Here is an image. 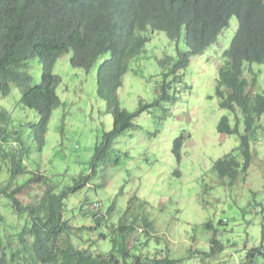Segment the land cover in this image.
<instances>
[{"label":"rangeland","instance_id":"rangeland-1","mask_svg":"<svg viewBox=\"0 0 264 264\" xmlns=\"http://www.w3.org/2000/svg\"><path fill=\"white\" fill-rule=\"evenodd\" d=\"M238 26V18L234 16L217 44L191 57L189 66L180 70L176 79L170 74L168 92L176 101L159 98L165 72L169 70V67L163 69L159 60L170 57L171 67L180 52H187L188 48L183 38L176 42L165 32L150 34L151 40L144 52L130 61L124 86L119 91L120 104L128 111L136 112L142 103L149 107L134 119V127L114 142L113 163L103 166L100 172L103 177L89 178L71 198L70 214H76L83 203L98 212V201L102 199L105 204L113 199L119 206H126L125 202L139 197L145 203L142 212L150 217L155 228L151 230L150 244L141 249L144 255L164 257L163 254L170 252L172 257L181 259L177 264H264V255L255 251L261 247L264 226V139L252 143V166L247 175L238 176L234 185L226 178L221 179L213 169L215 161L240 145L241 134L228 135L218 129L223 116H229L232 123L236 118L235 112L221 108L216 97L218 67L224 63L222 53L229 48ZM72 57L73 51L66 53L54 69L60 77L57 93L62 105L50 118L43 150L35 143L32 128L40 117L22 105L20 88L12 84L9 96L0 95V105L10 101L15 130H20L24 141L30 145L28 167L50 176L52 184L58 185V191L70 183L71 175L91 173L97 142L103 132L114 126L106 100L98 92L100 60L88 74L73 66ZM108 57L106 54L105 58ZM27 70L32 85L41 84V60L31 59ZM259 72V81L264 82V66ZM259 90H264V84ZM181 137L184 143L182 158L178 161L173 149L175 140ZM117 159L121 161L118 165L115 164ZM5 171L6 164L0 163V184L7 176ZM31 177L32 174H24L21 180ZM47 188V185H31L18 198L23 206H28L35 202V193L42 196ZM1 200L4 206L7 198L1 197ZM75 206L79 209H71ZM4 211L10 225L23 228V215L20 217L12 208ZM118 212L117 209L115 214ZM84 213L69 218L75 226L95 225L91 216L89 219L81 216ZM121 214L122 211L112 220L117 222ZM207 223H212L213 227H207ZM100 233L90 231V237L83 235V241L76 237L74 243L93 255L109 254L114 249L111 236L104 237ZM214 235L224 243V250L211 257L197 253L198 250L210 253ZM138 238L140 234L128 238V246L135 247ZM158 249L164 253L159 254Z\"/></svg>","mask_w":264,"mask_h":264},{"label":"trees","instance_id":"trees-1","mask_svg":"<svg viewBox=\"0 0 264 264\" xmlns=\"http://www.w3.org/2000/svg\"><path fill=\"white\" fill-rule=\"evenodd\" d=\"M154 1L131 0L125 10H130L131 16L137 21L136 31L151 27L152 29L166 30L172 36V27L177 28L179 25L173 23L174 19H171V16L167 15L163 9L157 7L158 3H154ZM4 2L6 3L5 0H2L0 4ZM237 3L241 5L232 6L233 3L229 0H188L182 7L183 17L189 18L194 24L199 25V30L192 29L197 34L195 48L198 52H203L216 41V33L219 30L223 31L229 25V17L236 10L241 12V14L237 13L240 16L239 29L224 54L232 61L228 67L221 69L224 82L234 89V93L229 102L226 103L223 100L220 105L222 108H228L235 112L236 122L232 125L230 119L224 116L218 125V128L228 135L241 134L240 145L223 158L215 161L213 167L214 172L221 179L226 178L231 185L235 184L240 174H248L253 161L252 143L264 139V124L259 122L264 116V92L258 93L256 96L251 95L249 87H255L257 84L255 80H249L244 76L242 59L244 57L250 62L264 64V39L260 38L264 37V35H260V33L264 34V8L250 5V0H237ZM14 7V12L17 15L23 12L25 14L15 18V25L11 23L8 27L5 26L4 24L7 22L4 20L3 24L1 15L4 16V14L0 11V95L2 97L9 96L12 92V84L20 88L22 105L34 110L40 117L39 121L32 125L33 138L38 148L43 150L45 147L50 118L55 108L61 103L56 91L60 77L54 75L51 70L55 65L57 55L69 48H72L73 51L71 60L73 66L84 69L88 74L92 72L98 58L110 53V57L99 65L97 81L99 95L107 99L109 111L115 116L116 122H114L113 129L103 132L101 139L97 142L91 163V173L71 175L70 183L63 190L58 191V185L52 184L50 176L41 172L40 169L34 171L28 167L26 160L30 145L24 141L22 132L18 129L15 130L14 120H11L13 117L11 110L14 108H11L10 101L8 104L0 105V163L6 164L5 172L7 174L6 180L0 184V198L2 194L8 198L4 206L0 203V264H177L181 259L177 260L172 257L170 252L163 254L162 249H158L157 252L163 254L164 257L155 256L152 258L151 255L142 253V247L150 244V239L153 238L151 230L155 228L150 217L142 212L145 203L139 197L125 202L126 206H119L118 201L113 199L105 204L102 199L98 201V207L100 206L98 212L84 203L81 209L78 206L71 208L79 209L78 212L72 211L76 214H70L68 209L71 198L77 195L89 178L103 177L104 174L100 173L104 169L103 166L113 163L114 142L124 133L130 131L134 127L133 118L149 107V104H146L132 113L127 109H122L118 100V88L122 85L123 76L130 67L126 50H130V45H133L136 52H144V42L147 38L137 34L128 35L125 38L127 42L120 50L114 42L106 47L101 45V47L94 48L97 44H94L93 39L89 40L92 43H86L89 36L95 34L97 29L107 23L109 19L108 14L99 12L96 16L91 14L82 25V30L87 36L85 41L80 37L73 36L65 43L47 42L43 37L31 41L19 29L26 27L31 32L40 34L43 28H49L48 21L40 12L39 2H34L33 5L25 8L20 1H16ZM61 13L63 18L74 14L71 0H60L58 14ZM22 19L24 25L20 23ZM2 24L9 37L3 34ZM108 29L107 24L106 34L109 32ZM255 42L263 45L254 54L247 53L250 47L257 48ZM38 56L47 62L43 69L41 84L32 86L31 76L28 72L22 71L21 67L30 58L34 59ZM170 60V58H166L159 63L165 67ZM28 64L29 62L27 66ZM183 64V61H178L171 73L176 74L177 69L181 68ZM171 73H165V82L159 94V98L165 101L173 98L168 92L171 82L168 81L167 76ZM172 100L176 101V97ZM236 104L241 111L236 110ZM239 112H242L243 119L240 118ZM240 120H244L243 133L240 130ZM183 143L184 137L177 138L174 143L173 150L178 161L182 158ZM241 157L242 160H240ZM120 162L118 159L115 160L117 165ZM24 174H32V177L22 181L21 176ZM177 174L180 175V171H177ZM35 184L42 187L47 185L48 188L42 196L35 193L34 203L23 206L18 195ZM104 186L105 183H102L101 187ZM122 191L124 192V188ZM117 197L119 198L120 195ZM88 199L90 200V197ZM6 208L9 210L12 208L20 217L23 215L22 218L25 219L23 228L18 229L14 225H10L4 211ZM117 209L119 212L115 214ZM121 211L123 214L118 221L112 220V217H118ZM79 212H85L84 215H81L84 219H89L91 216L95 225L78 224L75 226L72 218L76 217ZM104 224L106 227L103 228ZM206 225L209 228L213 227L212 223ZM93 230L101 232V236H111L114 245L111 253L93 255L87 248H80L74 243V238L78 237L83 241V235L90 237V231ZM106 231H108L107 235ZM79 232L82 235L78 236ZM134 234H140V238L137 239L135 247L130 248L128 238ZM156 241H160L158 236ZM210 242V253L204 252L203 254L200 250L196 252L211 257L225 248L224 243L215 235ZM261 243V247L255 251L264 255V226ZM253 255L254 253L249 256Z\"/></svg>","mask_w":264,"mask_h":264},{"label":"clouds","instance_id":"clouds-1","mask_svg":"<svg viewBox=\"0 0 264 264\" xmlns=\"http://www.w3.org/2000/svg\"><path fill=\"white\" fill-rule=\"evenodd\" d=\"M0 1H2V0H0ZM5 1H6V3L4 2L3 4H0V11L4 14V16L1 15V19H3V24H4V20H5L7 23L4 25L7 27L11 23H12V25H15V18L16 17L25 15L24 12L19 14V15H17L14 12V8H15L14 3L16 1H20L25 6V8L33 5L34 2H39L40 12L44 16V18L48 21L49 28L48 29L43 28L41 30L42 33H40V34H36L34 32H31L26 27H24L23 29H19L22 33L26 34L31 39V41L38 38V37H43L47 40V42L65 43V42L69 41V39L72 36L73 37H80V38L84 39V41H85L87 36L85 35L84 31L82 30V25L91 14L93 16H96V15H98L99 12L108 14L109 19H108L107 23L102 24L97 29L95 34H92L91 36H89L86 43H92V41L89 42V40L93 39L94 44H97V45H95L94 48L101 47V45H102V47H106L111 42H114L116 47L120 50L123 47L124 43L127 42L125 38L128 35H132V34L142 35L143 37L147 38L146 41L144 42L145 48H146L148 42L151 40V35L156 33V32H159V31L165 32L167 34L168 38L172 41L177 42L181 38H183L184 43L188 48L187 52H180L178 60L173 62L171 67L169 65H170L172 59L170 57H167V58H170L171 60L169 63H167L165 65V67H162L163 69H166L167 67H169L168 72H165V73H171L174 65L178 61H183L184 64L182 65L181 68L177 69L176 74L171 73L174 75V79L178 76V72L180 70L185 69L186 67L189 66L190 61H191V57L199 55V54H203L209 47L213 46L214 44H217V41H218L220 35L224 32V30L226 28H228L230 26V22L234 16H236L238 18V24L240 26V19H239L240 16L237 13L241 14V12H238V10H236L235 13L229 17V25L223 31L219 30L216 33L217 34L216 41L212 45L208 46L203 52H198V51H196V48H195V38H196L197 34L192 29L199 30V25L194 24L193 21L189 18H184L183 13H182V7L184 6V4L188 0H155L154 1V3H158L157 7L163 9L167 15L171 16V19H174V20H172L173 23L179 25V27H177V28L172 27V32H171L173 34L172 36L166 30H164V31L163 30H157V29H152L151 27L141 28V29H138V31H136L135 28L137 27V21L131 16L132 12L130 10H125V9H127L128 3L131 0H71L72 8L74 10V14L70 17H67V18H63L62 13L60 15L58 14V8H59L60 0H5ZM257 1H259V3L256 4ZM229 2L233 3L232 6L237 7V5H241V4L237 3V0H229ZM250 5L256 6L258 8H264V0H250ZM20 23L22 25H24L23 19L20 21ZM119 23H120V25H119ZM3 24H2L3 34L5 36H8V33L5 31ZM107 24L109 26L108 34H106ZM113 24H114V30H115L114 33H113ZM239 26H238V29H239ZM238 29H237V31H238ZM260 35H264V34L260 33ZM260 38L264 39V37H260ZM255 43L257 45V48L256 47H250L248 49L247 53L254 54L263 45V44H260L259 42H255ZM130 47H131L130 50L125 49L126 52L128 53L129 62L132 59L138 58L143 53L142 51L136 52L133 45L132 46L130 45ZM145 48H144V50H145ZM228 49L229 48L225 49L222 53L224 63L220 64L218 67V77H217V85H216L217 86L216 87V97L219 98L220 102L224 100L226 103L229 102L230 97L234 93V89L232 87L228 86L224 82L223 77H222V72H221V69L228 67L232 61L231 59L224 56L225 52ZM70 51H72V48H69L67 51L57 55L55 65L51 70V72L54 75H56L54 73V69H55V66H56L59 58L62 57L63 55H65L66 53H69ZM107 54H109V57H110V53H107ZM105 55L106 54H104L102 56L100 55L101 57L98 58V60H100L99 65L101 64V62H103L109 58V57L105 58ZM38 58L41 60V62L43 64V69H44L45 63L47 61L43 60L39 56H38ZM164 59H166V58H162L159 61H162ZM242 59H243V64H244V76L249 80H252V81L255 80L256 84H257L255 87H249V89L251 90V95L256 96L258 93L264 92V90L263 91L259 90V87H262V85L264 84V82H261V80L259 81V75H260L259 69H260V67L264 66V64H261L258 62H254V63L250 62L249 60L245 59L244 57H242ZM30 60H31V58L29 60H27L25 62V64L21 67L22 71L28 72L27 63ZM255 65H257V67H255ZM98 70H99V66H98ZM128 72H129V70L123 76L122 85L118 88L119 104H120L119 91L124 86L125 77L128 74ZM97 73H98V71H97ZM169 76H170V74L167 77H169ZM260 78H261V76H260ZM31 81H32V77H31ZM164 82H165V78H164ZM97 84L99 85L98 81H97ZM31 85H32V83H31ZM58 85H57V87H58ZM32 86H36V85H32ZM56 91H57V88H56ZM98 92H99V87H98ZM105 100H106V105H107V112L113 116L114 122H116L115 116L113 115L112 112L109 111L107 99H105ZM61 105H62V101L59 104V106H57L55 109H57ZM145 105L146 104L142 103L141 107H144ZM120 107L122 109H125L121 106V104H120ZM236 107H237L236 110H240V108L238 107L237 104H236ZM222 109H227V110L231 111L228 108H222ZM140 114H138V116ZM239 114L242 116V112L241 113L239 112ZM138 116H136V117H138ZM236 116L237 115L235 114V118H236ZM241 116H240V118H241ZM136 117L133 118V126H134V119ZM227 117L230 119V123L232 125H234L235 124L234 120H236V119H233V123H232L231 118L229 116H227ZM242 119H243V117H242ZM263 120H264V116L261 117L260 121L258 119L259 122L264 124ZM241 125H242V128L244 129V122L240 120V130H241ZM5 180H6V178L3 179V181H5ZM1 197H6V196L4 194H2ZM0 203H2L1 198H0ZM22 220L24 221V218ZM258 248H260V246Z\"/></svg>","mask_w":264,"mask_h":264}]
</instances>
